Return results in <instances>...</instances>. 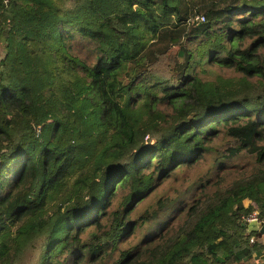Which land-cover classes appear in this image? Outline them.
Masks as SVG:
<instances>
[{
    "label": "trees",
    "instance_id": "16d2710c",
    "mask_svg": "<svg viewBox=\"0 0 264 264\" xmlns=\"http://www.w3.org/2000/svg\"><path fill=\"white\" fill-rule=\"evenodd\" d=\"M255 211L264 0H0V264L260 261Z\"/></svg>",
    "mask_w": 264,
    "mask_h": 264
},
{
    "label": "rangeland",
    "instance_id": "374dc122",
    "mask_svg": "<svg viewBox=\"0 0 264 264\" xmlns=\"http://www.w3.org/2000/svg\"><path fill=\"white\" fill-rule=\"evenodd\" d=\"M169 64V60H168V55H163L159 58L158 62H157V65L154 67V72L156 73V75L158 77H164L165 76V72H166V68ZM145 140H149L150 142H152L154 139L153 137H148L146 136L145 137ZM228 163L231 165V164H235V165H238L239 166V169L241 168H246V160L245 158L241 157L240 155L235 157V158H232V159H229L228 160ZM196 171V170H195ZM194 171V172H195ZM174 181H172L173 183ZM171 184V182H169L167 185H165V187H169ZM173 184H177V183H173ZM194 192V191H193ZM192 192V193H193ZM192 193H189L185 196H180L176 201H175V205H173L166 213L164 214H161V221L159 222V226L161 225H164L166 222H167V219L173 214V213H176L179 209L180 206L186 204L187 202L190 201L191 199V195ZM245 204H248L249 201L248 200H245L244 201ZM254 239V237H253ZM38 258V251L37 249H30V250H27L25 252V254L18 260V263L17 264H35V261L37 260ZM240 264H247L246 260H244L242 263Z\"/></svg>",
    "mask_w": 264,
    "mask_h": 264
},
{
    "label": "water",
    "instance_id": "95a60500",
    "mask_svg": "<svg viewBox=\"0 0 264 264\" xmlns=\"http://www.w3.org/2000/svg\"><path fill=\"white\" fill-rule=\"evenodd\" d=\"M260 231L264 232V223H261L260 221H250L248 223V231Z\"/></svg>",
    "mask_w": 264,
    "mask_h": 264
},
{
    "label": "built area",
    "instance_id": "2783aa9c",
    "mask_svg": "<svg viewBox=\"0 0 264 264\" xmlns=\"http://www.w3.org/2000/svg\"><path fill=\"white\" fill-rule=\"evenodd\" d=\"M204 18L201 17V20H203ZM246 221L250 222V221H260L261 223H264V217L260 218L258 216V213L255 211L253 213H251L250 215L246 216L244 218ZM251 242L253 241V238L250 239Z\"/></svg>",
    "mask_w": 264,
    "mask_h": 264
},
{
    "label": "crops",
    "instance_id": "0c3cea01",
    "mask_svg": "<svg viewBox=\"0 0 264 264\" xmlns=\"http://www.w3.org/2000/svg\"><path fill=\"white\" fill-rule=\"evenodd\" d=\"M262 242H264V235L262 236ZM263 264L264 263V257L261 258L260 261L255 260L254 257L250 258L249 260H247V264Z\"/></svg>",
    "mask_w": 264,
    "mask_h": 264
}]
</instances>
